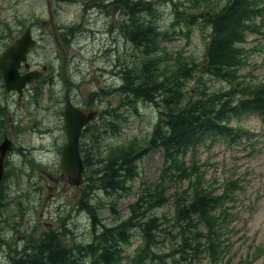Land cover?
Returning a JSON list of instances; mask_svg holds the SVG:
<instances>
[{
	"label": "rangeland",
	"instance_id": "rangeland-1",
	"mask_svg": "<svg viewBox=\"0 0 264 264\" xmlns=\"http://www.w3.org/2000/svg\"><path fill=\"white\" fill-rule=\"evenodd\" d=\"M171 1L175 0H170L168 1L169 3L167 0H157L158 3L162 4L159 5L162 16L158 19V23L161 27L163 26V29L166 27L167 29L165 30L168 33H174L175 35L173 39L162 42L163 48L159 51L162 57L161 66H164L167 62L171 63V56L182 53L187 60L196 62L198 64L196 68H199L206 49L209 24L195 12L200 7L198 2L194 0H180L182 10L177 23H174V5ZM220 1L224 4L227 0ZM105 4L106 2L102 1L101 5L92 3V6L109 14H112V11L116 10L109 5L110 9H108ZM43 8L44 0H0V17L3 18L4 23L11 25L13 24L11 18L14 13L25 14L29 11H35L38 17L39 11ZM79 8V3L60 6L58 8V21L62 23L70 20ZM45 11H47V8H45ZM189 12H191V25L186 26L184 15ZM108 23L105 16H99L92 22V27L94 29H102L107 27ZM45 27L46 24H44ZM261 30L264 32V25L261 27ZM34 34L38 35V30ZM19 35L20 33H18L17 37ZM6 38L7 36L3 40H0V56L8 48L6 41H9V38ZM126 40L127 37L122 29L116 33H101L87 40L90 47L87 52L84 51V55L98 56L99 52L102 51L105 59L112 63L123 61L128 56H132L133 53H137V56L140 55L141 51L137 47H133L132 44H127ZM243 45L248 48V58L242 74L249 77L257 76L264 78L263 34L258 32L250 33ZM51 46L49 44L50 49ZM254 47L255 49L252 51ZM200 74L197 71L196 77H199ZM76 78L80 79V76L76 75ZM207 80V85L211 90L227 85L218 79L207 77ZM113 82L118 86L122 80L120 77L114 81L110 80L106 87L109 92L108 94L110 96L122 97L120 94H114L115 85ZM51 84L52 86H56L57 81L53 79V83L51 81ZM197 85L198 82L195 79L189 82L190 88ZM87 86L95 88L96 84H88ZM42 91H44L43 86ZM5 95L9 100V109L13 108L15 111L20 112L23 104H19L18 96L12 97L8 92ZM56 96H60L58 90L56 91ZM0 97L4 100V97L1 95ZM81 98V94L76 96L77 100H81ZM101 98L99 96L98 100L101 101ZM101 104L103 107L107 105L103 101H101ZM60 106L61 104L55 101L52 103L51 112L45 113L43 109L40 110L39 118L37 119L39 130L38 128L34 130L32 137L26 142L27 147L22 148L27 160L34 159L37 163H43L46 169L55 175L54 179L50 182V186H46L43 183L45 190L40 194L41 198L39 200H34L32 198L34 195L33 190L30 191L29 206L31 214L29 229L35 230L36 235H38L45 231L50 224H53L54 228H60L62 221H65V226L69 230V237L79 242L87 241L89 240L91 231L90 222L83 220L80 215L81 212L77 210L78 199L86 188L87 182L81 190L80 188L70 186L66 176L62 175L60 168L61 156L58 155L57 149L60 145L64 144L61 141L62 137L59 132L60 119L57 108H60ZM138 107L139 105H137ZM141 108L143 116L127 112L128 119L123 122L119 133L106 134L103 137L101 147L106 148V144H121L135 136L145 137L152 128L154 130L158 124L156 114L152 112L153 110L149 106L142 105ZM232 123H235L234 119ZM245 125L247 128H252L255 132L251 140H244L240 144L234 145L220 138H215L212 141L207 140L204 144L196 145L194 150L188 154L182 155V160H186L187 166L190 167L187 171V174L190 175L186 174L181 180L172 175L166 176L168 195H172L179 188L184 193L191 194L195 191V184H198V186L206 185L214 191L223 190L224 186L220 181L214 180L219 179L222 181L227 173L235 174L234 177L238 178L241 187L234 194H230L226 202L230 214L228 221L221 228V233L218 237L219 240L225 242L223 248H215V250H220L218 258V253H213L212 250L206 249V237L203 242L204 249L197 255L193 254L190 256L188 254L183 255L182 252L178 253L175 247H177L182 239L180 236V226L173 221V196L170 197L166 205L152 211V216H163L164 214L169 216L167 230L155 233V242L152 244V250L160 253L169 250V261L172 264H236L238 261L240 264H264V121L259 116L251 115L245 118ZM41 128H48L52 131L55 137L58 138V141H55L56 138L49 133L43 134L45 135L44 137L40 136L39 132ZM63 139L66 140L65 137ZM202 142L203 140L200 143ZM250 144L253 145L250 146ZM11 163L13 164L14 162L11 160ZM15 163L21 164L22 157L18 156ZM163 163L161 152L159 150L152 151L141 158L139 164L142 175L132 183H127L129 188L127 193L123 190H114L113 195H108L106 192L99 190L93 193L92 201L97 207H100L99 214L103 222L113 224L116 221V213L120 214L119 218H125L131 202H135V206L138 208L136 214H139L147 202V198L144 201H142V198L138 199L140 191L143 190V180L147 186H153L158 182ZM205 163H207L206 166H204ZM93 167H95V164ZM198 167H201L206 174V178L213 182L202 180ZM26 170L30 171V166ZM40 170L38 169L37 172ZM26 177L23 178L25 179ZM35 179L40 183V172L36 174V177H29L27 179L28 184L30 186L34 184ZM22 183L23 181L20 180V184ZM137 203H141V206L138 207ZM11 209L15 210V206L12 205ZM201 226L205 230V234H207L204 225L202 224ZM132 235H134L133 243L125 248L126 254H133L142 244L143 237L139 228L133 229ZM123 262L129 264L128 257H125L121 261V264ZM147 264L163 263L159 260L154 262V259L149 257Z\"/></svg>",
	"mask_w": 264,
	"mask_h": 264
},
{
	"label": "trees",
	"instance_id": "trees-1",
	"mask_svg": "<svg viewBox=\"0 0 264 264\" xmlns=\"http://www.w3.org/2000/svg\"><path fill=\"white\" fill-rule=\"evenodd\" d=\"M87 1L84 0L85 3ZM194 1L198 2V5H202L200 9L203 12L200 16L211 25L208 32L211 41L206 56L207 62L202 63V72L235 83L236 70L242 63L243 51L248 50L243 45L246 42L247 33L258 31L260 26L264 25L262 0H227L228 4L221 9L215 0ZM124 6L128 11V16L127 25L123 28V32L127 38L132 37L141 53L137 57L128 60L130 67L121 70L123 82L119 90L123 97H120V100H126L127 104L133 105L136 101L132 97L142 96L148 100H154L160 91L165 92L167 90L169 95L163 97V102L167 105L163 108V117H161L160 124L158 123L146 142L135 141L124 147L105 148L103 151L101 140L96 141V139L102 138L106 131L118 132V127L109 124L107 128L104 125L99 127L90 125L87 128L85 134L88 136L89 141H85L83 137L81 152L90 187L84 191L80 202L85 208L88 207L92 217L94 240L89 245L76 246L78 250L76 264H85L79 254L85 253L87 255L91 251L93 254L91 255L90 264L99 259H103L102 261L107 264H119L123 246L129 243L130 231L128 228L130 225L140 226L147 236L146 246L137 253L135 260V264H140L144 257L148 255L147 247L154 242L152 231L160 227L163 222L157 217L147 221H140L136 217L144 215L146 209L149 208L146 205L147 203L155 201L152 204L153 206L160 204V201H157L159 194L167 187L166 176L172 175L178 178L177 171L186 164V160H182V155L194 150L196 145L203 144V142H200L207 133L232 136V129L226 125L231 115L244 111L264 114V86L238 87L239 92L229 94L201 92L199 96L191 95L192 90L186 89L189 88V80L194 79L195 71L183 72L189 62L184 59H177L176 66L173 68L170 63H166L165 71L169 72V75L165 74L161 79V74L155 66L156 56L160 51L158 44H160L161 39H164V35L169 39L170 33L155 23L157 10L146 0H124ZM180 7H182L181 3L174 2L175 16L178 19L182 10ZM190 13H187V15L190 16ZM258 16L262 18L258 20ZM6 36L11 40L14 38V36ZM0 37H3L1 32ZM150 61H154V66L151 65ZM165 78L169 81V87ZM233 100H235L234 103H232ZM4 110V107L0 106V139L3 130L10 129L9 125L3 126L5 120ZM103 120L105 122V118ZM61 149L62 146L59 147L60 151ZM138 149L142 151L139 155H137ZM154 149L162 150L164 160V166L159 174L160 180L155 183L156 191L146 189L143 193L141 196L142 201L147 198V202L139 214H136L138 208L135 204H132L131 209L134 214L122 223L115 226L100 225L101 219L98 216V211L94 207V203H90L92 193L97 189L101 191L123 190L127 193L129 191L127 183L140 175L138 163L141 158ZM94 164L95 167H93ZM206 165L207 163L204 164V166ZM198 169L202 180L213 182L206 178L201 167H198ZM214 181H220L224 189L214 191L206 185L198 186L197 184L195 186L196 190L191 194L184 193L180 188L176 193L175 206L177 212L173 215V219H176V224L183 228L181 232L185 243L183 255L195 252L192 247L193 241L190 240L188 234L194 232L201 236L199 223L203 224L207 231V234H205L207 250L218 253V258L220 250H215V248L224 247L225 242L219 240L218 237L230 214L226 202L228 196L234 194L241 187L238 178L234 177H226L222 181L215 179ZM136 205L140 207L141 203ZM55 232L58 231L51 230L45 234ZM60 233L65 234L64 231ZM49 242L42 241L40 237H29L28 254L33 258L30 264H47V262L54 261V256L51 253L52 249L48 245ZM201 249H204L203 245ZM43 255L47 257L45 262ZM61 255H65L64 249H62ZM162 256L164 255L154 254V258L158 260Z\"/></svg>",
	"mask_w": 264,
	"mask_h": 264
},
{
	"label": "flooded vegetation",
	"instance_id": "flooded-vegetation-1",
	"mask_svg": "<svg viewBox=\"0 0 264 264\" xmlns=\"http://www.w3.org/2000/svg\"><path fill=\"white\" fill-rule=\"evenodd\" d=\"M58 9H51L49 8L47 11H45L42 14V18L40 20V25L41 24H46L47 20L50 22H53L55 19L58 18ZM125 17L122 15L121 19H119V24L118 25V31L122 29V23H124ZM46 57H43L42 60L41 58H38L37 56L31 54L29 58V62L34 64L35 62H40L37 64H34L32 66H29V70L32 69H40L42 71V77L38 80H33L30 83L27 84V86L24 89L22 97H18L19 103H23V106L25 108L24 114L25 118L30 120L32 125V129H35L34 125V120L30 116V112L27 109V103L30 100H33L36 102L35 99H32L31 96L35 95L38 96V90L41 87L42 91V86L47 84L48 87H50V91H53L56 93V91L61 89L66 96V101L68 98H72L73 100L77 101L75 97L80 94V91L76 89L77 85L75 82L69 78L68 80L63 79V82L59 83V79L62 77V71L63 70H68L71 72V76L75 77L78 75L76 71H78L77 66H73L74 64V59L73 57H69L67 55H64L62 60H59L58 63H55L54 60H52V63H42L43 60ZM79 63L85 64V61L83 59L81 60L80 58H76V65ZM88 65H90V68L92 69L94 75L99 73L102 76H107L110 77L114 80H116V76H119V72L121 70V61L116 63V67L112 64V62H108L105 57L101 58H96L94 60H88L86 61ZM60 64V67L58 65ZM88 68L89 70H91ZM48 75V76H47ZM108 78V79H110ZM57 81L56 86H52L51 81L52 80ZM109 83V80H108ZM108 83L105 85L104 89L107 87ZM61 93V92H60ZM11 95L15 96V93H12ZM81 105L84 104L83 102L80 103ZM86 104V103H85ZM84 104V105H85ZM90 108V107H89ZM59 119H61L59 117ZM21 131V128H20ZM19 131V132H20ZM27 134L32 135L33 132L30 131ZM26 133L21 134L19 137L16 139H12V147L10 151L8 152L6 159H7V166L4 172V179H3V184L1 185L0 188V255H3L6 258V264H12V258L13 257H20L24 255L22 252L23 249V239H18L17 236L21 237L23 235L24 231H28L29 224L25 228L24 225L25 223L23 222L26 220V208L24 206V201L27 199L26 193H22L21 197L19 195L13 196L12 195V189L10 184V181L14 180V172L17 174H21L22 177L29 176L28 171L26 168L28 165L26 164L27 159L25 158V154L22 150V146L24 145L25 141V135ZM84 134V133H83ZM83 139V137H82ZM18 156L22 157V163L21 164H16V158ZM11 160L14 162L13 164L15 165V169H11L10 166L12 163ZM11 177V178H10ZM48 178H54L51 174H48ZM18 182V181H17ZM14 199L19 203L20 211L22 212V217L23 221L19 222H11V215L7 214V207H8V202L9 200ZM21 199V202H20ZM23 204V206H22ZM25 237L28 235L25 232ZM22 241V243L19 244V242ZM17 247V249H16ZM28 260V259H25Z\"/></svg>",
	"mask_w": 264,
	"mask_h": 264
},
{
	"label": "water",
	"instance_id": "water-1",
	"mask_svg": "<svg viewBox=\"0 0 264 264\" xmlns=\"http://www.w3.org/2000/svg\"><path fill=\"white\" fill-rule=\"evenodd\" d=\"M29 46L26 44L25 36H22L13 45L14 50H10L0 58V66L4 70L9 90L21 92L28 81L39 77L36 71L18 76L17 67L21 65L20 58L26 56ZM96 113L92 110L86 112L82 108L68 104L66 111L68 142L63 147L62 169L67 173L69 183L72 185H80L83 182L85 165L80 151V138L83 126L93 119ZM0 176L1 183V173Z\"/></svg>",
	"mask_w": 264,
	"mask_h": 264
},
{
	"label": "bare ground",
	"instance_id": "bare-ground-1",
	"mask_svg": "<svg viewBox=\"0 0 264 264\" xmlns=\"http://www.w3.org/2000/svg\"><path fill=\"white\" fill-rule=\"evenodd\" d=\"M202 5H199V7H201ZM198 7V8H199ZM132 11V10H131ZM181 12V11H180ZM132 13H133V11H132ZM207 21V20H206ZM207 23L209 24V22L207 21ZM161 26V25H160ZM211 25L209 24V27H210ZM162 28V27H161ZM163 29V28H162ZM163 30H165V29H163ZM122 31H123V29H122ZM135 47H137V46H135ZM138 48V47H137ZM139 49V48H138ZM119 77H120V79L122 80V74H121V70H120V72H119ZM123 82V81H122ZM122 82H121V84H119L118 86H116L115 85V82H113V84L115 85V89H114V94H120L122 97H123V95H122V93H120V90H119V88H120V86L122 85ZM52 83H53V80H52ZM109 92H108V89L107 88H105L104 90H102V91H98V93H97V99H98V97L99 96H103L104 94H108ZM137 105H138V103L137 102H135V103H133V105L132 106H136V108H137ZM104 108V110L106 111V113L107 114H111V112H110V109H109V107L106 105L105 107H103ZM158 125V124H157ZM155 130V129H154ZM153 130V131H154Z\"/></svg>",
	"mask_w": 264,
	"mask_h": 264
}]
</instances>
